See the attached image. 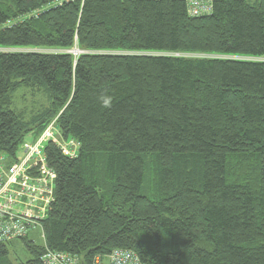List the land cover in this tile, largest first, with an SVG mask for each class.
<instances>
[{
	"label": "trees",
	"instance_id": "trees-1",
	"mask_svg": "<svg viewBox=\"0 0 264 264\" xmlns=\"http://www.w3.org/2000/svg\"><path fill=\"white\" fill-rule=\"evenodd\" d=\"M15 49L36 51H2ZM22 90L47 104L26 117ZM50 124L76 151L44 144L42 244L0 243V264L116 249L264 264V0H213L197 17L184 0H0V155L12 163Z\"/></svg>",
	"mask_w": 264,
	"mask_h": 264
},
{
	"label": "built area",
	"instance_id": "built-area-1",
	"mask_svg": "<svg viewBox=\"0 0 264 264\" xmlns=\"http://www.w3.org/2000/svg\"><path fill=\"white\" fill-rule=\"evenodd\" d=\"M191 17L211 12L213 0H184ZM57 143L73 156L76 147L60 144L53 124L34 142L26 140L20 145L17 158L10 164L0 155V243H6L39 231L49 205L53 201L54 174L46 164L44 144ZM107 264H142L133 252L116 249L107 256ZM42 264H81L78 256L46 250ZM94 264H103L96 258Z\"/></svg>",
	"mask_w": 264,
	"mask_h": 264
},
{
	"label": "rangeland",
	"instance_id": "rangeland-1",
	"mask_svg": "<svg viewBox=\"0 0 264 264\" xmlns=\"http://www.w3.org/2000/svg\"><path fill=\"white\" fill-rule=\"evenodd\" d=\"M250 3L256 0H249ZM2 51H14V52H34L36 50L31 49H15V50H2ZM43 52H50V50H38ZM70 53L79 54V51L74 49ZM194 57V56H190ZM26 92V93H25ZM47 104V98L42 93L31 94L25 90L18 92L13 101V107L19 112H24V115L29 116L34 110L39 107H43ZM29 240L34 241L36 244H42L41 239H39L38 232H31L29 234ZM11 249V260L20 259V261H25L28 258L27 253L24 251L22 243L20 241L15 242Z\"/></svg>",
	"mask_w": 264,
	"mask_h": 264
},
{
	"label": "clouds",
	"instance_id": "clouds-1",
	"mask_svg": "<svg viewBox=\"0 0 264 264\" xmlns=\"http://www.w3.org/2000/svg\"><path fill=\"white\" fill-rule=\"evenodd\" d=\"M101 105L105 108H108L111 106V98L107 96H101L100 97Z\"/></svg>",
	"mask_w": 264,
	"mask_h": 264
},
{
	"label": "crops",
	"instance_id": "crops-1",
	"mask_svg": "<svg viewBox=\"0 0 264 264\" xmlns=\"http://www.w3.org/2000/svg\"><path fill=\"white\" fill-rule=\"evenodd\" d=\"M103 264H107V261L106 262H103Z\"/></svg>",
	"mask_w": 264,
	"mask_h": 264
}]
</instances>
